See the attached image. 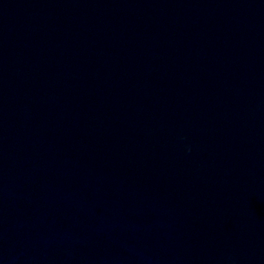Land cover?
<instances>
[{"label": "water", "instance_id": "obj_1", "mask_svg": "<svg viewBox=\"0 0 264 264\" xmlns=\"http://www.w3.org/2000/svg\"><path fill=\"white\" fill-rule=\"evenodd\" d=\"M0 264H264V0H0Z\"/></svg>", "mask_w": 264, "mask_h": 264}]
</instances>
